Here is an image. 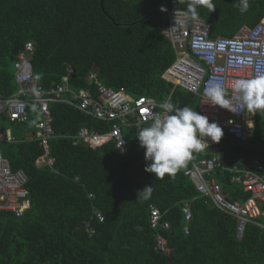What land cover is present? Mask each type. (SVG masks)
I'll return each instance as SVG.
<instances>
[{"label": "trees", "instance_id": "obj_1", "mask_svg": "<svg viewBox=\"0 0 264 264\" xmlns=\"http://www.w3.org/2000/svg\"><path fill=\"white\" fill-rule=\"evenodd\" d=\"M211 2L213 11L200 6L195 16L210 24L211 38L232 37L264 17V0H249L244 13L239 0ZM185 9L184 0H0V95L15 94L14 65L29 43L31 70L42 88L68 77L75 92L94 93L101 84L157 104L169 98L197 111V97L172 91L162 79L174 53L158 28L167 26L169 10ZM49 111L51 133L45 148L39 139L26 136L39 121L32 102L24 124L9 122L20 130L11 135L16 142L1 144L11 170L26 177L29 208L22 216L0 211V264H264V229L249 224L236 239L235 221L203 202L184 176L188 162L175 175L157 178L145 171L136 132L122 131L123 153L112 142L93 149L77 141L79 130L104 132L107 124L65 103H51ZM7 122L5 118L2 127ZM216 146L226 165L264 169V120L255 117L251 139L223 135ZM45 150L51 168L37 163ZM215 177L233 200L247 198L227 176L216 172ZM146 186H153L148 199L138 194ZM185 204L191 210L186 234ZM149 206L163 214L168 230L150 228ZM95 212L102 214V223ZM86 222L93 234L86 232ZM157 235L167 241L166 253L155 250Z\"/></svg>", "mask_w": 264, "mask_h": 264}, {"label": "built area", "instance_id": "obj_2", "mask_svg": "<svg viewBox=\"0 0 264 264\" xmlns=\"http://www.w3.org/2000/svg\"><path fill=\"white\" fill-rule=\"evenodd\" d=\"M183 13L180 10H169L167 26L158 28L174 53V62L162 74V79L172 86V91L178 89L197 97V112L209 117L210 122H217L223 129V135L244 141L248 139L243 122L248 110L237 101L232 85L237 79L264 73V17L253 27L242 26L232 37L211 38V26L208 22L199 17L183 20ZM31 50V44H26L23 54L19 55L18 62L14 65L17 84L15 94L0 95V211L12 212L17 216H22L29 208L28 191L25 189L24 173L20 170L12 171L9 162L1 154V144L4 141L15 143V139L2 127L5 118L10 123L24 124L28 119V103L36 104L39 121L34 133L36 140L39 139L40 145L45 148L46 139L51 133L49 105L65 103L87 117L107 124L108 130L104 132L80 129L77 134L78 142L93 149L112 142L123 153L126 141L122 131L136 132L138 127L148 126L153 117L162 112L160 104L151 98H134L122 90L116 91L101 84H97L94 93L83 89L75 92L69 89L68 77H63L62 83L55 87L42 88L38 85V76L31 70ZM68 73L71 71L68 70ZM216 82L225 87L226 99L230 101L235 113L218 105H210L211 102L203 95L205 88ZM65 95L69 98L66 99ZM168 100L169 98L166 101ZM205 142L209 147L205 144L202 151L192 153L184 176L200 197L235 221L236 239L242 238L249 224L264 228L258 224V219L264 216V174L260 176L237 166L226 165L219 155L216 142L207 137ZM37 163L51 168L53 161L48 158L45 150ZM216 172L227 176L229 183L240 188L248 195L247 198L242 203L229 200L223 187L212 178V174ZM187 207L185 205L182 209L185 234L188 232L186 226L191 220ZM95 218L98 223L103 222L100 212H95ZM149 224L154 231L169 229V223L163 220V214L154 206H149ZM84 225L86 232L93 234L89 224L86 222ZM155 250L159 253L167 252V241L160 235L155 238Z\"/></svg>", "mask_w": 264, "mask_h": 264}, {"label": "clouds", "instance_id": "obj_3", "mask_svg": "<svg viewBox=\"0 0 264 264\" xmlns=\"http://www.w3.org/2000/svg\"><path fill=\"white\" fill-rule=\"evenodd\" d=\"M184 3L186 9L182 16L183 20L194 18L200 6H206L211 11L215 9L211 0H184ZM238 7L241 13L246 12L249 0H239ZM161 11L166 9L161 8ZM177 22L176 14L175 25ZM232 88L237 101L244 109L264 112V73L251 78L237 79ZM203 95L211 102L210 105H218L235 113L230 101L226 99V89L222 83H211L205 88ZM159 107L162 112L157 113L148 126L138 127L136 138L140 147L145 150L144 157L148 162L145 171L155 174L157 178H163L166 174L175 175L185 166L193 152L202 151L207 144L206 137L213 142H219L224 133L217 122H210L209 117L188 106L179 107L164 101ZM30 139H36L34 132ZM152 190L153 186H146L138 194L148 199Z\"/></svg>", "mask_w": 264, "mask_h": 264}, {"label": "crops", "instance_id": "obj_4", "mask_svg": "<svg viewBox=\"0 0 264 264\" xmlns=\"http://www.w3.org/2000/svg\"><path fill=\"white\" fill-rule=\"evenodd\" d=\"M256 116H258V119L259 120H264V112H258L257 114L254 112V111H247V113H246V115H245V117H244V120H243V122L245 123V133H246V136H247V140H249V139H251L252 138V136H253V134H254V120H255V117ZM5 131V130H4ZM7 132H9L8 130H6ZM5 131V132H6ZM9 134H10V132H9ZM10 136H11V134H10ZM31 136H32V132L31 133H29L28 135H27V138H31ZM12 137V136H11ZM217 148H218V150H219V147L217 146ZM219 155L224 159V157L220 154V150H219ZM198 158V157H197ZM225 160V159H224ZM228 166H237V167H239L240 169H246V170H248V171H251V172H253V173H255V174H257V175H263L264 174V169L262 168V167H257V168H255V170H252L251 168H249L248 166L249 165H242V164H235V165H228ZM17 171H19V170H17ZM21 171V170H20ZM215 174L216 173H214V174H212V178H214L222 187H223V185L221 184V182L219 181V179L217 178V177H215ZM221 174V173H220ZM223 175V174H222ZM223 176H225V175H223ZM192 185V184H191ZM230 185H232V184H230ZM233 186V185H232ZM234 188L235 189H239V188H237L236 186H234ZM223 191H224V193H225V195L227 196V198L229 199V200H231V201H235V202H238V203H242L243 201H236V200H233L232 198H230V195L228 194V192H225V190H224V187H223ZM202 198V197H201ZM203 199V202H205V203H207V204H210L209 203V201H207V200H205L204 198H202ZM186 205V204H185ZM155 207V206H154ZM185 207V206H184ZM183 207V208H184ZM188 208V210H189V212H190V214H191V210H190V208L189 207H187ZM263 217V219H264V216H262ZM183 222H184V219H183ZM190 222V221H189ZM184 224H185V222H184ZM189 224V223H188ZM188 224H187V226H188ZM258 224H260V225H262V226H264V222H262V223H259L258 222ZM257 226V225H256ZM259 227V226H258ZM260 228H262V227H260ZM262 229H264V228H262Z\"/></svg>", "mask_w": 264, "mask_h": 264}, {"label": "rangeland", "instance_id": "obj_5", "mask_svg": "<svg viewBox=\"0 0 264 264\" xmlns=\"http://www.w3.org/2000/svg\"><path fill=\"white\" fill-rule=\"evenodd\" d=\"M3 129H4L5 131L8 130L12 136H14V134L16 135V134L18 133V131H20V130H18L13 124H10L9 122H7V123H5V124L3 125ZM26 136H27V135H26ZM3 143H5V141H4ZM3 143H2V144H3Z\"/></svg>", "mask_w": 264, "mask_h": 264}]
</instances>
